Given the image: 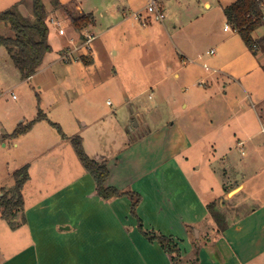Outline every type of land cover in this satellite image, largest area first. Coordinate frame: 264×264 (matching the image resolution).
Returning <instances> with one entry per match:
<instances>
[{"label":"crops","instance_id":"1","mask_svg":"<svg viewBox=\"0 0 264 264\" xmlns=\"http://www.w3.org/2000/svg\"><path fill=\"white\" fill-rule=\"evenodd\" d=\"M22 1L0 0V7L7 5L0 12L15 6L19 9ZM183 1L176 15L183 19L175 18L173 27L176 52L164 64V78L185 81L198 89L196 93L184 91L182 112L159 130L150 129L135 140L129 137L125 148L114 154H97L95 158L105 161L109 169L106 185L125 195L102 197L93 175L80 161L72 137L59 140L71 142L73 150L66 147L65 151L73 164L65 162L63 178L56 168L51 169L50 186L35 183L37 172L33 174L29 167L30 177L23 187L24 209L15 218L19 226L13 229L0 212V246L8 247H0V264H35L39 245L32 211L48 206L65 214L56 224L65 223L56 230L65 241L61 252L65 258L51 264H173L161 243L149 240L138 228L131 211L137 195L136 212L143 227L173 239L180 248V259L193 264L264 262V21L252 31L255 44L250 48L225 14V7L236 0ZM76 8L84 13L81 4ZM126 9L123 16H127ZM222 25L220 36L217 30ZM162 26L168 28L165 22ZM70 39L65 35V43ZM80 46L65 51L73 53ZM200 79L207 81L203 89ZM193 111H200L202 117ZM184 115L189 116L182 119ZM204 135L209 143L208 165L221 195L192 179L190 156L185 152L195 151L198 146L192 139L200 141ZM133 149L138 157L129 158ZM56 158L54 154L52 159ZM201 167L202 163L193 169L201 173ZM38 168L46 173L44 167ZM235 174L238 179L232 176ZM3 189L8 190L2 187L1 194ZM227 204L230 208H225ZM212 205L224 212L225 224L219 226L213 220ZM238 213L239 217H232ZM36 233L43 239L45 232Z\"/></svg>","mask_w":264,"mask_h":264},{"label":"rangeland","instance_id":"2","mask_svg":"<svg viewBox=\"0 0 264 264\" xmlns=\"http://www.w3.org/2000/svg\"><path fill=\"white\" fill-rule=\"evenodd\" d=\"M41 1L48 13L51 51L46 54L32 79L23 77L6 47L0 45V125L5 135L0 140V189L13 188L14 172L25 165L32 167L33 174L37 172L34 181L42 186L46 183L45 186H50L48 182L54 174L51 169L56 168L59 171L57 175L62 174L63 178L65 162L73 164L65 151L66 147L73 150L71 142H59L65 136H79L85 151L94 158L97 154L119 152L128 144L129 137L135 140L138 134L150 129L155 132L163 124L173 121L175 114L182 112L180 100L186 96L184 91L188 89L189 95L198 90L188 87L185 81L178 83L174 77L164 78V64L166 60L173 59L176 52L173 27L175 18L183 19L176 17L182 10L179 2L183 4V0H163L166 18L162 22L144 18L147 16V0ZM32 4V0H23L19 7L23 17L31 22L35 20ZM77 4L82 5V14L93 16L87 28L95 33V39L79 47L70 57H64L67 54L65 50L75 49L83 42V32H77L72 22L73 16L81 15ZM125 6L127 16L122 13ZM139 10H143L145 15L141 20L134 17ZM51 17L65 21V34L61 35L58 28L49 22ZM164 22L168 25L167 29L162 26ZM222 27L217 30L220 36ZM0 34L11 35L10 28L1 22ZM65 35H70L74 41L70 39L65 43ZM198 82L202 89L207 83L201 79ZM172 96L176 98L174 101ZM40 112L45 113L44 118L33 122ZM188 116L184 115L182 119ZM195 116L202 117L200 111L195 112ZM32 122L34 127H30L29 131L12 135L19 127ZM135 123L140 124L138 128ZM131 128L135 131L132 132ZM207 139L205 135L200 141L192 139L198 147L192 153H185L190 156L188 160L195 183L201 188L213 187L221 195L219 182L208 165L210 153ZM51 146L52 150L48 149ZM132 152L129 158L131 155L138 157L136 150ZM54 154H57L55 160L52 159ZM73 155L80 165L77 155L74 152ZM200 163L201 173H196L193 167ZM40 166L46 170L45 174L38 168ZM232 176L238 179V175ZM227 206L231 205L227 204L225 208ZM48 207L32 211V226L39 245L35 264L61 263L65 258L61 254L65 247L64 238L56 233L65 224L56 225L65 219V214ZM210 211L219 226L225 224L224 212L218 206L212 205ZM239 215L233 214L232 217ZM36 231L45 232L43 239ZM1 246L8 250L7 246ZM179 261L182 264L194 263ZM256 264L264 262L260 259Z\"/></svg>","mask_w":264,"mask_h":264},{"label":"trees","instance_id":"3","mask_svg":"<svg viewBox=\"0 0 264 264\" xmlns=\"http://www.w3.org/2000/svg\"><path fill=\"white\" fill-rule=\"evenodd\" d=\"M32 8L35 20L27 21L18 7L7 9L0 12V22L7 25L11 30V35L0 34V45L6 47L8 54L15 66L22 72L24 78L33 76L41 66L46 54L51 51V45L48 41L49 27L47 23L48 13L41 0H32ZM264 0H236L225 7V14L234 30H237L242 36L248 47H254L252 31L263 21L261 17L264 14ZM93 16L82 14L72 17V22L78 31H82L92 23ZM42 112L39 113L34 121L44 118ZM22 126L16 129L12 135L24 133L32 126ZM60 129V127H59ZM61 130V129H60ZM0 139H2L0 137ZM75 151L84 165V167L93 175L98 191L104 198H111L125 195L114 187L106 185L109 177V169L105 161L92 158L84 149L82 139L79 136L71 138ZM15 184L13 188L3 189L0 195V208L2 216L16 229L20 222L15 218L19 212L24 209L23 187L28 181L29 168L27 165L14 172ZM140 201V195L132 204V214L138 220V228L149 239L157 240L171 254L173 264H182L179 259L181 252L178 244L171 238L159 234L154 230L148 231L143 227L142 220L137 215L136 207Z\"/></svg>","mask_w":264,"mask_h":264},{"label":"built area","instance_id":"4","mask_svg":"<svg viewBox=\"0 0 264 264\" xmlns=\"http://www.w3.org/2000/svg\"><path fill=\"white\" fill-rule=\"evenodd\" d=\"M263 7H264V5H263ZM146 11H147L146 17H144L145 15H143L142 11L135 12L134 13L135 19L141 20L144 17L146 20L152 19V20L157 21V22H162V21H164V19L166 17V13H165V10H164L163 5H162V0H147ZM261 19L264 21V14L261 17ZM144 21L145 20H143V22ZM49 22L58 28V32L61 35L65 34V31H66L64 28L65 21L63 19L61 20V19L51 17L49 19ZM228 28H229V25H226L225 29H228ZM81 32H83L82 33L83 34V38H82L83 42H82L81 46L88 45L95 39V33L91 29L85 28ZM76 49H77V47L75 48V50ZM71 55H72V52H67V54H65L64 57H70ZM13 97H15V95H13Z\"/></svg>","mask_w":264,"mask_h":264},{"label":"water","instance_id":"5","mask_svg":"<svg viewBox=\"0 0 264 264\" xmlns=\"http://www.w3.org/2000/svg\"><path fill=\"white\" fill-rule=\"evenodd\" d=\"M135 125H137V123H135Z\"/></svg>","mask_w":264,"mask_h":264}]
</instances>
